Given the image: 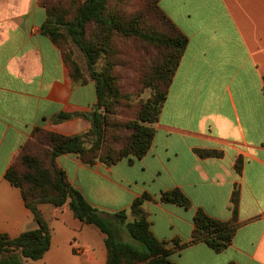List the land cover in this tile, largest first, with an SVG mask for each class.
<instances>
[{"label":"crops","instance_id":"obj_1","mask_svg":"<svg viewBox=\"0 0 264 264\" xmlns=\"http://www.w3.org/2000/svg\"><path fill=\"white\" fill-rule=\"evenodd\" d=\"M158 3L188 41L150 149L109 166L71 154L59 155L57 164L91 205L111 214L124 210L126 222L133 219L134 199L149 195L143 207L153 235L189 242L171 254L174 264H264V0ZM46 17L39 0H0V233L11 237L37 224L6 171L37 126L86 132L91 124L82 116L53 118L88 113L97 101L94 82L73 84L60 49L42 33ZM201 150L220 154L202 156ZM173 188L187 196L188 208L160 200ZM198 208L216 219L237 218L227 248L190 243ZM40 209L51 243L28 264H106L101 231L74 217L67 204ZM120 236L130 241L124 231Z\"/></svg>","mask_w":264,"mask_h":264},{"label":"trees","instance_id":"obj_2","mask_svg":"<svg viewBox=\"0 0 264 264\" xmlns=\"http://www.w3.org/2000/svg\"><path fill=\"white\" fill-rule=\"evenodd\" d=\"M39 3L47 15L42 33L60 49L73 84L94 82L97 101L88 113L60 112L53 118L60 122L82 116L91 124L86 132L65 135L37 126L6 171L5 178L20 190L37 227L14 237L0 233V264L32 263L49 249L51 230L41 204L55 208L67 204L74 217L101 231L105 235L106 264H174L171 254L189 242L173 239L169 243L153 235L143 207L149 195L134 199L129 211L133 219L126 222L124 210L111 214L91 205L70 183L56 159L61 154H71L88 165L100 162L109 166L125 158L132 162L133 158L147 153L187 45L186 35L162 10L158 0H142L140 5L134 0H39ZM130 45L132 57L156 59L147 62L138 59L136 87L138 92L149 91L150 95L140 102L134 118L123 121L119 106L128 95L121 91L114 69L118 66L116 57H126L120 55L118 48ZM76 50L84 57L87 71L74 60ZM100 59H103L101 64ZM199 154L218 156L220 153L201 150ZM236 169H241L240 161L236 162ZM160 200L185 208L190 206L179 188L163 191ZM232 201L236 205V189ZM233 210L235 213V207ZM238 225L235 216L224 221L198 208L190 243L204 242L220 252L231 244ZM122 231L130 241L121 238Z\"/></svg>","mask_w":264,"mask_h":264},{"label":"rangeland","instance_id":"obj_3","mask_svg":"<svg viewBox=\"0 0 264 264\" xmlns=\"http://www.w3.org/2000/svg\"><path fill=\"white\" fill-rule=\"evenodd\" d=\"M137 5L142 3V0H134ZM119 47V46H118ZM121 49L118 48V51L126 57H116V62L118 66L115 67L114 71L118 75L119 84L121 86V91L128 98L123 99L121 105L119 106L120 120L125 121L126 119L134 118L136 116L137 110L139 109L140 102L149 97V91L140 93L136 87L137 71L139 68L138 59L142 58L144 61L152 59L153 61L156 57H132V47L121 46ZM74 60L78 63L82 70L87 71L85 59L82 56L81 52L76 50V55L73 57ZM103 62V59H100L99 64ZM145 62V63H146ZM132 241V240H131Z\"/></svg>","mask_w":264,"mask_h":264}]
</instances>
